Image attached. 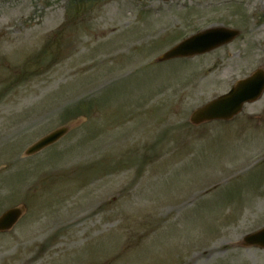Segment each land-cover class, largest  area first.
<instances>
[{"label":"rangeland","instance_id":"rangeland-1","mask_svg":"<svg viewBox=\"0 0 264 264\" xmlns=\"http://www.w3.org/2000/svg\"><path fill=\"white\" fill-rule=\"evenodd\" d=\"M68 1L0 0V216L28 209L0 235V264H264L241 244L264 225V96L190 122L264 71V0H208L217 13L186 21L156 0ZM219 25L242 36L156 62Z\"/></svg>","mask_w":264,"mask_h":264},{"label":"water","instance_id":"water-1","mask_svg":"<svg viewBox=\"0 0 264 264\" xmlns=\"http://www.w3.org/2000/svg\"><path fill=\"white\" fill-rule=\"evenodd\" d=\"M239 35L236 31L214 29L197 34L163 55L159 62L177 58H191L216 50L230 42ZM264 92V73L258 72L253 77L240 81L228 94L214 100L195 111L191 117L194 125H200L214 120H231L241 113L245 103L258 100ZM71 127L58 129L30 147L26 155L33 156L59 142L70 131ZM22 206L7 211L0 218V232L11 230L26 212ZM245 246L252 244L264 248V231L245 238Z\"/></svg>","mask_w":264,"mask_h":264},{"label":"flooded vegetation","instance_id":"flooded-vegetation-1","mask_svg":"<svg viewBox=\"0 0 264 264\" xmlns=\"http://www.w3.org/2000/svg\"><path fill=\"white\" fill-rule=\"evenodd\" d=\"M86 1H90L94 3V0H85V1L84 0H74V3H77L78 5H80L81 8L83 7V10H84ZM180 1L181 0H170L169 2L173 3L174 5L176 4V10H179L178 16L181 15L183 17V21H186V15L194 14L197 8H201L203 13H217L219 11V9L216 7V4L208 0L206 2H200V0H188V3H181ZM163 2H166V1L163 0ZM79 9L80 7H78V10ZM178 19L181 20L180 18Z\"/></svg>","mask_w":264,"mask_h":264},{"label":"bare ground","instance_id":"bare-ground-1","mask_svg":"<svg viewBox=\"0 0 264 264\" xmlns=\"http://www.w3.org/2000/svg\"><path fill=\"white\" fill-rule=\"evenodd\" d=\"M263 14H264V10H263V12H262Z\"/></svg>","mask_w":264,"mask_h":264}]
</instances>
